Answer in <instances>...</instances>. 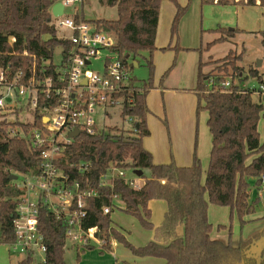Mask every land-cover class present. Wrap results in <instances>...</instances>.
I'll list each match as a JSON object with an SVG mask.
<instances>
[{"label":"trees","instance_id":"1","mask_svg":"<svg viewBox=\"0 0 264 264\" xmlns=\"http://www.w3.org/2000/svg\"><path fill=\"white\" fill-rule=\"evenodd\" d=\"M57 1L0 0V64L11 66L14 71L22 69L28 72L34 58L24 55L25 51L38 58L39 67L42 58L53 59L56 47L68 46L67 41L58 39L57 30L52 25L51 9ZM101 2L116 7L118 18L99 19L94 23L113 36L115 50L126 61H130V57L136 60L143 52L149 53L147 64L151 76L142 83H138L134 77L133 84L121 93V117L134 119L132 130L126 132L115 126L99 134L82 133L67 150L68 162L64 164L65 167L73 162L91 163L88 172L80 175L74 173L73 178H78L86 187L95 188L103 196V201H89L85 226H97L110 239L124 243L136 256L162 258L165 264H264V246L261 251L256 250L264 238V230L234 245L230 240L224 242L212 237L213 224L208 216L210 203L226 206L231 210V218L236 213L243 227L247 222L245 216L255 210V203L249 200L250 180L255 179V185L264 190L261 180L264 175V142H261L258 130L264 111V97L255 101L252 91L242 86L246 78L237 62L242 59L243 53L236 56L231 50L223 59L209 61L207 64L216 66L207 73L202 70L206 63L199 62L197 84L193 91L198 98V109H205L209 114L207 124L212 134L205 180L202 162L196 153L189 166H179L175 161L155 163L143 141L150 134L147 97L154 88L152 57L157 49L156 35L162 0ZM239 3L254 5L256 0H242ZM261 4L264 5V1ZM178 6L172 35L187 8ZM218 30L222 36L211 45L227 40L237 31ZM259 34L264 47V31ZM214 72L217 74L213 75ZM249 74L262 82L256 69H251ZM211 77H219L220 81L232 77L233 80L238 79L239 83L230 91L216 90V78L213 87H209ZM40 124L41 120L38 119L36 125ZM10 127H21L26 131L31 125L18 119L8 121L7 115L0 114V244L15 239L13 217L17 200L23 193L16 186L17 180H12L11 176L37 174L41 161L40 154L32 149L24 137L9 132ZM111 161L117 162L125 170L133 169L136 175L142 172V187L134 189L123 180L116 181L113 188L101 187V178ZM146 170L149 176L145 175ZM113 194L124 202L121 210L138 218L144 227L154 230L153 240L143 246L133 245L112 226L111 215L104 213L103 206L112 204ZM153 199L167 202V211L159 226L151 221V211L148 209V202ZM39 220L48 245L45 262L37 263L33 257H27L17 264H67L65 223L57 220L45 207L40 210ZM181 225L183 233L179 234L178 227ZM218 228L226 226L220 225ZM105 249L111 250V243Z\"/></svg>","mask_w":264,"mask_h":264},{"label":"built area","instance_id":"2","mask_svg":"<svg viewBox=\"0 0 264 264\" xmlns=\"http://www.w3.org/2000/svg\"><path fill=\"white\" fill-rule=\"evenodd\" d=\"M64 4V13L52 18L60 28L68 30L69 36L58 38L68 42L62 46L59 62L41 59L28 51L24 55L34 58L31 70H13L11 66L0 64V114L16 113L18 109L33 113L31 127L24 131L21 127H10L12 135L24 137L32 149L40 154L37 174L17 175L16 186L23 192L13 217L15 239L6 243L10 251L18 252L22 259L33 257L37 263L45 262L48 245L40 228V210L45 207L57 220L66 225L68 241L77 251L89 246L105 249L112 239L97 226L86 227L88 204L91 199L103 201V196L95 189L86 187L73 174H85L90 162H73L69 167L67 150L73 141L84 134L103 133L98 127V118L105 108L116 104L123 107L121 93L133 83L130 61L115 50V39L101 30L94 22L84 19L78 11L65 16L66 7L82 0H59ZM237 2L242 0H235ZM247 1V0H244ZM264 0H256L261 3ZM58 2V1H57ZM56 3V2H55ZM52 24L56 28L55 24ZM57 30V29H56ZM108 54L103 56V52ZM95 60L103 61V71H95L91 66ZM230 91L235 83L232 77L220 81L211 77L209 87ZM219 80V82H217ZM248 88L261 99L264 97V83L258 89ZM40 125H36L37 120ZM133 125L134 119L129 117ZM76 129L77 137L71 136ZM123 180L134 189L142 183L129 177L127 170L111 161L100 182L101 187L113 188L116 181ZM264 187V175L261 177ZM112 204L103 206L110 214L121 209L124 202L117 194L111 196Z\"/></svg>","mask_w":264,"mask_h":264},{"label":"rangeland","instance_id":"3","mask_svg":"<svg viewBox=\"0 0 264 264\" xmlns=\"http://www.w3.org/2000/svg\"><path fill=\"white\" fill-rule=\"evenodd\" d=\"M178 2L181 3L180 0L177 2L176 0H168V3L172 7L176 5L175 14L172 17L171 25L169 23V29H166L168 19L163 22L160 42L156 43L157 49L154 51L152 57L155 67L152 74L155 89L148 96L149 109L152 112L150 120L152 121L151 124L154 123V129H162L165 132V136L169 139V162L177 161L175 158V148L178 149V145L183 147L186 143L188 145L190 142L192 143V157L196 153L201 159L204 171L203 179L205 180L206 171L204 167H207L210 162L212 139L207 126L208 113L205 109H198V98L193 91L197 84L199 62L206 63L202 70L204 73H207L216 66L215 64H207L209 61L223 59L231 50L236 56L243 53L242 59L237 62V65L244 70L243 77L246 79L243 81V84L246 87L258 89L260 84L264 83V47L261 35L259 34L264 31V5L257 2L254 5H243L235 2V0H229L228 2L183 0L181 6L187 8L177 23L175 34L172 35L174 18L179 7ZM77 11L82 14L84 19L90 22L99 19L116 20L118 18L117 8L107 6L101 0L77 1L75 4L66 7L65 16H72ZM162 11L164 16L167 17L169 12L168 7L164 6ZM53 23L56 26L58 38L70 35L68 30L59 27L56 19H53ZM218 29H235L237 31L234 36H231L227 40L211 45L215 39L222 36V33ZM110 36L112 35L110 34ZM61 47V45L56 47L52 59L53 62L60 61ZM166 47L169 48L163 49ZM106 54L108 53L104 51L103 56ZM149 58L150 55L147 52H143L136 60L130 57L131 65L137 62V65L131 68V73L138 83L148 80L151 76L147 64V59ZM91 68L102 72L103 61L95 60ZM251 69L258 71L262 82L258 77L249 74ZM214 74H217V72H214ZM234 82L239 83L236 78ZM254 96L259 98L255 93ZM191 97L194 98L193 102L191 101ZM105 110L106 112L102 116H99L97 120L100 129H104L105 132H108L111 127L115 126L119 130L126 132L133 129V125L129 122V117H121V104L108 106ZM7 119L11 122L18 119L23 123H31L34 116L30 110L24 111L18 109L16 113H9ZM184 125L187 127H183ZM258 130L262 137L264 135V114L260 119ZM200 144L201 149L206 148L205 145H207V150H204L201 155L199 154ZM127 173L129 177L137 179L139 183H144V178L136 175L133 169H128ZM145 175L149 176V171L146 170ZM253 186L254 184H251L250 189ZM256 196V193L251 195L252 201L255 203L257 212L262 213L260 211H264L263 201L258 200ZM208 216L210 222L213 224V231L220 236L218 239L224 242L230 240L234 245L239 244L241 239L250 238L264 228V221L262 220H258L242 228L236 213L231 218L229 207L213 203L209 204ZM111 219L115 226H117L116 229L123 233L133 245H145L149 242H146V238L152 230L144 227L138 218L117 208L111 213ZM220 225H224L226 228L219 229ZM114 241L118 242L116 249L117 257L111 255L109 250H102L99 247L89 249L81 255L83 252L78 253L75 245L71 241H68L65 248L66 263L134 264L130 257L138 256L134 255L131 249L124 243L116 239H113L112 243ZM263 246L264 238L259 242L256 250L261 251ZM19 254L18 252L10 251L6 244H0V264H5V257L19 259L21 257ZM78 254H80L79 258Z\"/></svg>","mask_w":264,"mask_h":264},{"label":"crops","instance_id":"4","mask_svg":"<svg viewBox=\"0 0 264 264\" xmlns=\"http://www.w3.org/2000/svg\"><path fill=\"white\" fill-rule=\"evenodd\" d=\"M177 1H179V0H176V2ZM180 1H181V3H183V0H180ZM212 1L220 2V0H212ZM228 1L229 0H225L224 2H228ZM204 2H208V0H204ZM235 2H237V1H235ZM239 2H237V3H239ZM181 3H179L180 6H181ZM164 6H167L168 10H169L167 17L164 16L163 11H162ZM175 10H176V5H173V7H172V5L168 3V0H162L161 8H160V17H159L157 35H156V43L157 44L160 42L159 39H160V34H161L163 22H165V20L168 19V21L166 22V29H169L168 28V27H170L169 23L171 25L172 17L175 14ZM231 30H235V29H231ZM136 63L137 62H135L134 64H136ZM153 89H155V88H153ZM150 92H149V94H150ZM149 94H148V96H149ZM253 98L255 101L261 100L260 98L255 97V96H253ZM191 101L192 102L194 101L193 97H191ZM147 103H148V107H149L148 97H147ZM151 114H152V112L150 111V113L147 117V125H148V129L150 131V134L144 138V141H143L144 147L146 148V150H148L149 152L152 153L155 163H168L170 161V150H168L169 139L165 136V132L162 131V129L161 130L160 129L159 130L154 129V127H153L154 123L151 124L152 121L150 120ZM263 114H264V111L262 112V115ZM207 115H208L207 116V121H208L209 114H207ZM207 126H208V124H207ZM183 127H187V126L184 125ZM190 131H191V129H190ZM209 131H210V129H209ZM211 139H212V134H211ZM260 139H261V142H264V135L262 137L260 136ZM169 145H170V143H169ZM205 147L206 148L201 149V144H200V148H199V154L200 155L204 150L205 151L207 150V145H205ZM191 150H192V143L191 142L189 145L186 143V145H184L183 147H180L178 145V149L175 148V155H176L175 158L177 159V161L176 160L175 161H176L177 165L189 166L192 163L193 157L191 154ZM251 159L252 158H250L248 162H250ZM203 165H204V163H203ZM208 166L204 167L205 171H207ZM250 182H251V184H254L253 188L250 189V197H249L250 202H253L251 195L256 193V195H257L256 197L258 199H260L261 201H263V204H264V198L262 195L263 190L259 189L255 185V179H251ZM121 207H124V205H121ZM148 209H150V211H151V221L154 223L155 226H159L164 220L165 213L167 211V202L165 200H161V199L150 200L148 202ZM260 212H262V213L257 212V208H256L252 214L246 215L244 219L247 222L243 227H245L248 224L257 222L258 220L264 221V211H260ZM239 224H240V222H239ZM112 226L115 228L117 227V226H115L114 222L112 223ZM240 226H241V224H240ZM263 230H264V228L261 231L252 235L250 238H252L256 234L262 232ZM178 233L179 234L183 233V226L182 225L178 227ZM211 235L214 239H218L220 237L219 234L217 235V233H215L214 231H212ZM153 238H154V230H152L148 233L147 238H146V242L153 240ZM250 238H247V239H250ZM247 239H244V240H247ZM218 240H220V239H218ZM146 242H144V243H146ZM136 246H143V245L138 244ZM117 247H118V242L114 241L113 243H111V250H109L110 251L109 253L115 257H117V251H116ZM100 249H102V248H100ZM87 250H89V249L82 250L81 252H83V253L81 255H83ZM81 252L78 251V253H81ZM138 257H130V258L134 264H165L166 263V261L162 258L157 259L156 257H151V256H145V257H141V258H138ZM21 260H22V257H20L19 259H16L15 257H13V258L12 257H10V258L5 257V264H17ZM159 260H162V261H159ZM161 262H163V263H161Z\"/></svg>","mask_w":264,"mask_h":264},{"label":"water","instance_id":"5","mask_svg":"<svg viewBox=\"0 0 264 264\" xmlns=\"http://www.w3.org/2000/svg\"><path fill=\"white\" fill-rule=\"evenodd\" d=\"M52 13L54 16L58 17L61 16L64 13V4L61 1L56 2L53 7H52ZM137 65V63L135 64ZM219 82V80H217ZM79 135V130L76 129L74 132L71 133V136L77 137ZM138 176L142 175V172L137 173ZM18 176L16 174H13L11 176L12 180H17ZM263 198H264V193H263Z\"/></svg>","mask_w":264,"mask_h":264}]
</instances>
